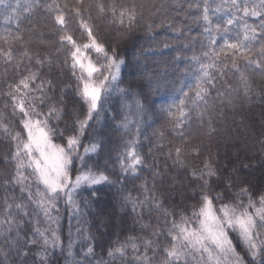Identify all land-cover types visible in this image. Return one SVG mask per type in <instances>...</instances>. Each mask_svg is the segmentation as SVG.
<instances>
[{
  "label": "snow or ice",
  "instance_id": "1",
  "mask_svg": "<svg viewBox=\"0 0 264 264\" xmlns=\"http://www.w3.org/2000/svg\"><path fill=\"white\" fill-rule=\"evenodd\" d=\"M0 21V264H264V107L258 161L228 147L264 106V0H0Z\"/></svg>",
  "mask_w": 264,
  "mask_h": 264
},
{
  "label": "trees",
  "instance_id": "2",
  "mask_svg": "<svg viewBox=\"0 0 264 264\" xmlns=\"http://www.w3.org/2000/svg\"><path fill=\"white\" fill-rule=\"evenodd\" d=\"M147 2V0H145ZM3 23L0 21V28H3ZM157 32L160 33L158 40L163 41L167 37H171V33H165L164 29H157ZM199 32V28L196 25H192V33L191 35L196 36ZM134 40L138 41L136 43H128L125 46L124 54L129 58V66L124 69L123 76L125 78V81H136L139 79V72L140 68L137 67L135 61L133 60V57L139 52L141 46H143L145 49L150 47L151 45L145 42V34L143 32H140L139 35L134 34ZM197 51L199 49L197 48ZM143 61H141V65H143ZM149 67H151V60H149ZM181 69H183V63L180 65ZM169 74L171 79H175V76L172 73V70L169 69ZM186 83L188 81H185ZM257 83L260 81L257 80ZM176 87H179L178 84H176ZM178 95L177 92L173 90L172 87H169L166 90H162L159 95L153 96V102L156 104L157 108L161 106H166L167 104L172 103V100ZM262 107L260 104H254L251 107L250 113L246 110V120L245 124L250 125L251 127H245V128H236L231 131V139L229 140L228 147L229 149H236L239 148L240 155L242 159L244 160H252L253 162L258 161L259 159V153L255 156H253V153L251 151L252 145L255 143L254 134L252 129L254 128L255 131L258 133L260 128V118H261V110ZM231 120H229V125L231 126ZM110 139L113 144L119 143L120 136L117 133H112L110 136ZM258 144L256 145V148L258 149ZM247 153V155H245ZM261 173L259 171H256L253 173L250 179L253 180L255 183L257 179L260 177ZM111 193H105L104 202L99 207H104L110 200ZM99 210V208H98ZM128 229L126 228L125 231ZM112 235V232L110 231L108 234L103 236L97 241V252L101 250L102 247H106L109 243V236ZM123 238V237H121Z\"/></svg>",
  "mask_w": 264,
  "mask_h": 264
}]
</instances>
